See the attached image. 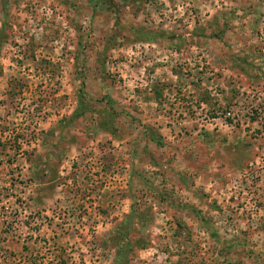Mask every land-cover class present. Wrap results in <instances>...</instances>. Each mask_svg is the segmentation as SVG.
I'll return each mask as SVG.
<instances>
[{"label":"rangeland","instance_id":"1","mask_svg":"<svg viewBox=\"0 0 264 264\" xmlns=\"http://www.w3.org/2000/svg\"><path fill=\"white\" fill-rule=\"evenodd\" d=\"M0 264H264V0H0Z\"/></svg>","mask_w":264,"mask_h":264},{"label":"trees","instance_id":"2","mask_svg":"<svg viewBox=\"0 0 264 264\" xmlns=\"http://www.w3.org/2000/svg\"><path fill=\"white\" fill-rule=\"evenodd\" d=\"M91 1L93 2L94 0H91ZM98 2H99V1H98ZM100 5H102V4H100ZM107 131H108V130H107ZM150 138H151L152 141L157 142L156 139H155L153 136H150ZM124 228H125V231H126V232H125L124 230H122V231H124V232H122V235H120V239L123 240V241H122L123 244H122V245L120 244V246H121V250H119V253H118V257H117V258H118V262L121 261L122 258H123V257H122L123 248H124V246H125V242H126V239H127V236H128V232H129V230H128V226H125Z\"/></svg>","mask_w":264,"mask_h":264}]
</instances>
